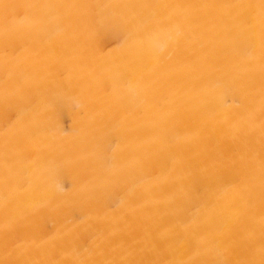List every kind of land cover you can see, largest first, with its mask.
<instances>
[{
  "label": "bare ground",
  "instance_id": "obj_1",
  "mask_svg": "<svg viewBox=\"0 0 264 264\" xmlns=\"http://www.w3.org/2000/svg\"><path fill=\"white\" fill-rule=\"evenodd\" d=\"M0 264H264V0H0Z\"/></svg>",
  "mask_w": 264,
  "mask_h": 264
}]
</instances>
